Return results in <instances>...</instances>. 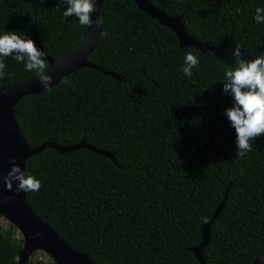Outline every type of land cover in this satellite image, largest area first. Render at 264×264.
<instances>
[{
  "label": "trees",
  "instance_id": "trees-1",
  "mask_svg": "<svg viewBox=\"0 0 264 264\" xmlns=\"http://www.w3.org/2000/svg\"><path fill=\"white\" fill-rule=\"evenodd\" d=\"M149 1L169 15L182 13L188 34L227 54L235 44L251 53L264 41V24L253 18L264 0ZM102 10L88 60L103 71L81 66L22 97L13 113L32 147L84 140L114 157L86 147L64 153L45 147L26 160L41 181L26 202L97 264H198L191 248L226 193L202 249L205 264H253L264 252V135L236 156L234 130L223 114L231 103L220 83L226 62L180 45L172 28L133 0H104ZM76 20L62 17L59 0H0V29L32 38L33 25L53 57L82 39L87 26ZM187 51L199 59L191 77L180 68ZM4 64L0 88L35 75L11 56ZM7 225H0V264H17L24 240ZM24 264L57 263L37 250Z\"/></svg>",
  "mask_w": 264,
  "mask_h": 264
},
{
  "label": "water",
  "instance_id": "water-1",
  "mask_svg": "<svg viewBox=\"0 0 264 264\" xmlns=\"http://www.w3.org/2000/svg\"><path fill=\"white\" fill-rule=\"evenodd\" d=\"M104 0H96L97 7L91 13L93 20L102 14V4ZM139 9L150 13L162 24L172 28L182 46L193 45L200 51L209 53L227 64L234 61V57L225 53L219 47L209 45L185 31L182 21L183 14L169 15L162 9L153 5L149 0H133ZM101 24L95 22L86 27L83 37L75 48L69 53L53 57L47 55L43 57L48 62L46 72L52 76L50 85L43 88L36 75H31L24 79L9 83L0 88V214L9 219L22 233L23 245L19 249L17 264H24L28 257L37 250L47 252L57 264H97L86 253L75 250L68 245L55 231L36 215L26 202V193L23 190L15 191L16 181H12V187L7 188L3 183V175L6 173L11 163L18 164L21 168H26V160L29 156L40 152L45 147H52L60 153H64L74 148L86 147L105 154L113 159V153L97 149L88 145L84 140H80L72 145H58L52 141H46L38 146H30L22 135L16 118L13 113L14 105L24 96L40 93L50 86L57 84L63 77L70 74L81 66H91L97 68L94 63L88 60V55L94 50ZM30 33L37 47L42 48L41 42L35 27H30ZM264 47V41L251 53L242 54L241 58H252ZM103 71V70H102ZM118 78V75L110 72ZM16 157L15 161H10L9 157ZM226 193L218 203L211 217L202 225V239L198 245L191 248L198 264H205L202 256V249L210 238V224L219 213L224 204ZM38 233V235H37ZM253 264H264V252L254 258Z\"/></svg>",
  "mask_w": 264,
  "mask_h": 264
},
{
  "label": "clouds",
  "instance_id": "clouds-1",
  "mask_svg": "<svg viewBox=\"0 0 264 264\" xmlns=\"http://www.w3.org/2000/svg\"><path fill=\"white\" fill-rule=\"evenodd\" d=\"M62 6V17L74 16L79 25L89 26L94 22L100 25L103 15L93 20L91 13L96 9V0H59ZM66 5V6H65ZM253 18L258 24H264V5L255 7ZM234 61L222 69L220 81L221 90L231 97L230 106L223 108V114L234 130V144L236 156L243 157L251 149V138L264 135V51H259L252 58H241L242 50L235 44L230 50ZM11 56L27 71H32L38 77L43 88L50 85L52 76L45 70L47 52L34 43L31 36L17 30L0 29V76L4 75V57ZM180 66L185 76L191 77L194 66L199 59L191 51L183 54ZM16 157H9L15 161ZM4 186L12 187L16 181L15 191L36 192L40 189V179L27 168H21L16 163L10 167L2 177ZM38 235V233H37Z\"/></svg>",
  "mask_w": 264,
  "mask_h": 264
},
{
  "label": "rangeland",
  "instance_id": "rangeland-1",
  "mask_svg": "<svg viewBox=\"0 0 264 264\" xmlns=\"http://www.w3.org/2000/svg\"><path fill=\"white\" fill-rule=\"evenodd\" d=\"M10 221L9 219H2L0 220V225H2L4 228H6L8 225H7V222ZM21 235L22 233L20 232V230L18 231ZM19 233H16V237H19ZM38 257H41L42 259L44 260H48L50 257L48 255H44L43 253L39 254Z\"/></svg>",
  "mask_w": 264,
  "mask_h": 264
}]
</instances>
